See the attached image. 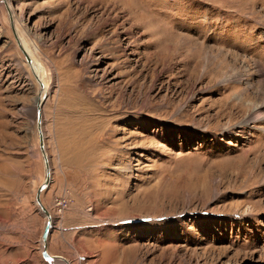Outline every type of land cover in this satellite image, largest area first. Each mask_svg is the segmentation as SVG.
I'll list each match as a JSON object with an SVG mask.
<instances>
[{
    "label": "rangeland",
    "instance_id": "374dc122",
    "mask_svg": "<svg viewBox=\"0 0 264 264\" xmlns=\"http://www.w3.org/2000/svg\"><path fill=\"white\" fill-rule=\"evenodd\" d=\"M8 2L0 264H66L40 254V95L49 254L68 264H264V124L243 123L239 109L264 100V0ZM15 36L42 67L44 90Z\"/></svg>",
    "mask_w": 264,
    "mask_h": 264
},
{
    "label": "water",
    "instance_id": "95a60500",
    "mask_svg": "<svg viewBox=\"0 0 264 264\" xmlns=\"http://www.w3.org/2000/svg\"><path fill=\"white\" fill-rule=\"evenodd\" d=\"M15 39H16L17 45H18L21 53L23 54V56L25 58L26 63L30 64L31 59L25 53V51L21 48L16 36H15ZM32 75H33L34 79L38 82L39 87L41 88L42 83L38 80L37 76L34 73H32ZM38 98H39V96L37 97V100L35 103V106H36L35 125H36V130H37L38 148H39V151L41 153V156L43 159V164H44V178H43L42 182L40 183V185L35 190L34 201L37 204L39 210L45 216L44 226H43L42 232L40 234L41 243H42L40 254H41V257L46 261H51L53 259H57V260H60L64 263L68 264L67 261L64 258H62L61 256L49 254L46 250V247H45L46 238H47V235L49 234L50 227H51V221H50V215H49L48 211L44 208V206L40 202L39 194H40V191L43 188H45L47 186V184L49 183V167H48L47 158H46L44 148H43V138H42V133H41V129H40V105H41V101H39Z\"/></svg>",
    "mask_w": 264,
    "mask_h": 264
},
{
    "label": "bare ground",
    "instance_id": "6f19581e",
    "mask_svg": "<svg viewBox=\"0 0 264 264\" xmlns=\"http://www.w3.org/2000/svg\"><path fill=\"white\" fill-rule=\"evenodd\" d=\"M3 2L5 3V6L9 9V13H10V16H11V9H10V7H9V2H8V0H3ZM16 38H17V40H18V42H19V44H20V46H21V48L25 51V53L29 56V58L31 59V63L30 64H28L29 65V68H30V70L32 71V73H34L36 76H37V78H38V80L42 83V87L41 88H43V90H44V88H45V84L43 83V80H42V76H41V66L39 65V63H36V61L33 59V57L32 56H30V55H32L31 54V52L28 50V48H27V46H26V44H25V42L22 40H20V37H17L16 36ZM25 47V48H24ZM28 51V52H27ZM30 55H29V54ZM243 77H244V74H241V73H232L231 74V77L230 78H233L234 80H236V81H240L241 79H243ZM247 82V81H246ZM249 84V83H248ZM250 87V86H249ZM245 96H247V95H245ZM241 97V96H240ZM246 98V97H245ZM38 100L39 101H41V95H40V97L38 98ZM253 101H254V99H253ZM253 101H251V104H253ZM258 101V100H257ZM244 102V99L242 98V99H240V102H239V105L240 106H242V105H245V103H243ZM249 105V104H248ZM243 107H245L244 109H243ZM243 107H241V108H239L240 109V111H247V115H246V117L244 118V120H243V123H245V124H248L249 123V121H255V120H257V119H259V121L262 123V124H264V100H262V101H260V103H259V105L256 103V104H254L251 108H248L247 107V105H245V106H243ZM242 123V124H243ZM257 124V123H256ZM260 128H263V134H264V127H260ZM245 129V128H244ZM50 171H49V180H50ZM40 199V198H39ZM41 202V201H40ZM42 204V203H41ZM54 260H57V259H53V261ZM57 261H60V260H57Z\"/></svg>",
    "mask_w": 264,
    "mask_h": 264
},
{
    "label": "crops",
    "instance_id": "0c3cea01",
    "mask_svg": "<svg viewBox=\"0 0 264 264\" xmlns=\"http://www.w3.org/2000/svg\"><path fill=\"white\" fill-rule=\"evenodd\" d=\"M42 229H43V227H42ZM42 229H41V232H42ZM41 232H40V234H41Z\"/></svg>",
    "mask_w": 264,
    "mask_h": 264
}]
</instances>
